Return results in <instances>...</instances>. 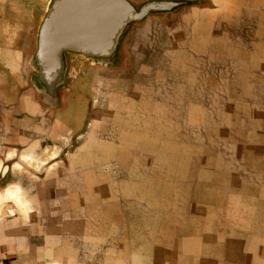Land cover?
<instances>
[{
	"label": "crops",
	"instance_id": "0c3cea01",
	"mask_svg": "<svg viewBox=\"0 0 264 264\" xmlns=\"http://www.w3.org/2000/svg\"><path fill=\"white\" fill-rule=\"evenodd\" d=\"M97 3L0 0V264H264V0Z\"/></svg>",
	"mask_w": 264,
	"mask_h": 264
},
{
	"label": "water",
	"instance_id": "95a60500",
	"mask_svg": "<svg viewBox=\"0 0 264 264\" xmlns=\"http://www.w3.org/2000/svg\"><path fill=\"white\" fill-rule=\"evenodd\" d=\"M118 2H123L124 0H117ZM99 6V4L97 3V0H96V7H98ZM120 6V5H119ZM127 8H129V10H130V14H124V15H126V18L127 17H134V18H140L141 16H142V13L143 14H145L147 11H148V9H141V12H139V14H136L137 12L135 11V10H133V9H130V7H127ZM155 8H157V7H155ZM160 8H164V7H162V6H160ZM124 22H126V21H124ZM124 22H123V24H124ZM120 27L122 28L123 27V25H120ZM121 28H120V30H121ZM96 54H100V53H96Z\"/></svg>",
	"mask_w": 264,
	"mask_h": 264
},
{
	"label": "rangeland",
	"instance_id": "374dc122",
	"mask_svg": "<svg viewBox=\"0 0 264 264\" xmlns=\"http://www.w3.org/2000/svg\"><path fill=\"white\" fill-rule=\"evenodd\" d=\"M132 1H134V0H132ZM86 34V33H85ZM95 36V35H94ZM99 37V35L96 33V37ZM76 38V37H75ZM83 38H85V40L87 39V37L86 36H83ZM96 39H98V38H96ZM104 75H106V74H104Z\"/></svg>",
	"mask_w": 264,
	"mask_h": 264
},
{
	"label": "flooded vegetation",
	"instance_id": "af4514ba",
	"mask_svg": "<svg viewBox=\"0 0 264 264\" xmlns=\"http://www.w3.org/2000/svg\"><path fill=\"white\" fill-rule=\"evenodd\" d=\"M128 12H129V11H124V14H125V13H128ZM42 93H43V92H42Z\"/></svg>",
	"mask_w": 264,
	"mask_h": 264
}]
</instances>
